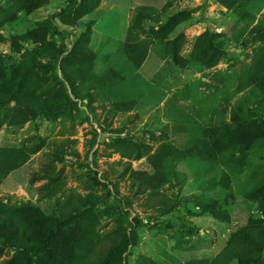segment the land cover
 <instances>
[{
    "label": "rangeland",
    "instance_id": "374dc122",
    "mask_svg": "<svg viewBox=\"0 0 264 264\" xmlns=\"http://www.w3.org/2000/svg\"><path fill=\"white\" fill-rule=\"evenodd\" d=\"M0 149L68 264H264V0H0Z\"/></svg>",
    "mask_w": 264,
    "mask_h": 264
},
{
    "label": "trees",
    "instance_id": "16d2710c",
    "mask_svg": "<svg viewBox=\"0 0 264 264\" xmlns=\"http://www.w3.org/2000/svg\"><path fill=\"white\" fill-rule=\"evenodd\" d=\"M37 68L40 70H47L49 67L48 65H41ZM233 147H235V145H233ZM5 152L6 151H4V149H0V153H5ZM21 152L22 151H18L17 153H21ZM199 157H201L202 159H205L206 161L215 162L218 156L213 151V152H210L209 157L206 156V154H204L203 152L199 154ZM4 160L5 159H0V185L10 175L12 171L21 167L28 160V158L25 157L17 162H13L12 160H7V159L5 162ZM256 197L264 201V193H258ZM16 210L21 211L20 214H24V215L20 218L15 217V220L13 222H10L8 218L13 216V212ZM31 211L37 212L38 216H40V219L39 217L36 219H33L30 215H28V213L30 214ZM0 212L5 213L6 214L5 217H7V218L5 217L0 218V227L4 229V230H1L0 232L1 236L6 237L5 236L6 232L4 231L7 228L16 230V233L18 235L14 239L17 240L21 236H23L25 240V244H24L25 248L29 251V249L34 245V241L32 240L30 242L28 239H30L31 236L35 234L36 237H38V242L40 243V245H34L36 246V248L34 247V249L37 251V253L41 252L45 256V258L47 259V264H68L66 263L65 258H63L59 254V250L55 246L57 245V241L59 239L66 238V236L69 235L70 230L67 228L66 225L64 226V229L58 230V223L57 222L55 223L51 222L50 224L47 223V218L44 215V213L39 211V209L35 207H30V209H28L26 206L25 207H13V206H9L8 204L2 202L0 203ZM35 221H38L37 223L41 222V226L45 222L44 227L41 228V226H38ZM20 228H22L23 230H20ZM33 229H35L34 233L28 232V230H33ZM127 241H130V240L127 236H125L123 242L118 243V245L116 246L119 249L118 253L116 252L115 248L110 250V253L112 251L110 260L117 259L114 255L119 256L122 253V250H124V248L126 247ZM230 247L231 246H229V248ZM32 250H33V247H32ZM80 250L81 251H78L76 250V248H74V251H75L74 256L77 257V259L70 261L72 262V264L89 263V260H88L89 254L88 253L85 254L86 251L84 250V248H81ZM64 252H69V251H64ZM87 252H90V249H87ZM222 255L223 254H221L220 256ZM37 259H39V256H37ZM233 259H235V256H231L229 260H233ZM66 260L69 261L68 259ZM26 264H34V262L29 257V263H26ZM95 264H101V263L100 261H98Z\"/></svg>",
    "mask_w": 264,
    "mask_h": 264
},
{
    "label": "water",
    "instance_id": "95a60500",
    "mask_svg": "<svg viewBox=\"0 0 264 264\" xmlns=\"http://www.w3.org/2000/svg\"><path fill=\"white\" fill-rule=\"evenodd\" d=\"M151 26H156L157 24L156 23H150Z\"/></svg>",
    "mask_w": 264,
    "mask_h": 264
},
{
    "label": "crops",
    "instance_id": "0c3cea01",
    "mask_svg": "<svg viewBox=\"0 0 264 264\" xmlns=\"http://www.w3.org/2000/svg\"><path fill=\"white\" fill-rule=\"evenodd\" d=\"M168 219H171V218H168Z\"/></svg>",
    "mask_w": 264,
    "mask_h": 264
}]
</instances>
